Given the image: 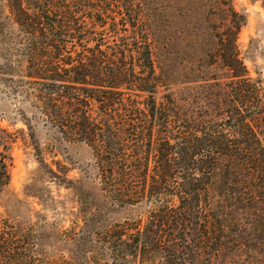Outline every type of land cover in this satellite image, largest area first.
Here are the masks:
<instances>
[{"label":"trees","instance_id":"obj_1","mask_svg":"<svg viewBox=\"0 0 264 264\" xmlns=\"http://www.w3.org/2000/svg\"><path fill=\"white\" fill-rule=\"evenodd\" d=\"M142 3L0 0V75L29 86L56 147L93 154V172L71 182L86 255L63 264H264V96L241 26L224 27L210 52L226 76L203 80L208 106L185 109ZM10 160L0 154V191ZM141 201L151 207L135 228L101 222Z\"/></svg>","mask_w":264,"mask_h":264},{"label":"rangeland","instance_id":"obj_2","mask_svg":"<svg viewBox=\"0 0 264 264\" xmlns=\"http://www.w3.org/2000/svg\"><path fill=\"white\" fill-rule=\"evenodd\" d=\"M230 11L236 14L231 24ZM142 12L151 19L157 49H162L159 58L163 54L159 61L164 59L172 90L185 109L186 100L199 105L204 98L207 107L210 88H203V80L226 76L209 55L229 25L241 26L237 44L256 91L264 96L263 0H143ZM0 67L7 69L2 60ZM5 75H0V154L11 160L8 184L0 191V264L84 259L86 250L79 241L82 231L89 234L90 229L80 219L71 182L93 172L92 151L83 145L56 147L52 138L57 134L28 85L11 89ZM89 177L90 183L98 182ZM150 207L144 201L122 203L117 214H105L101 222L124 219L125 227L135 228ZM100 232L103 243L106 231Z\"/></svg>","mask_w":264,"mask_h":264}]
</instances>
